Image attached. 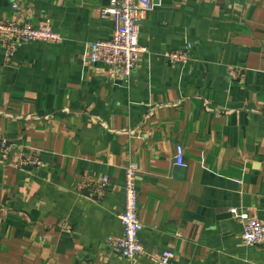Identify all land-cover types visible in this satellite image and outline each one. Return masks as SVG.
<instances>
[{"label":"crops","instance_id":"obj_1","mask_svg":"<svg viewBox=\"0 0 264 264\" xmlns=\"http://www.w3.org/2000/svg\"><path fill=\"white\" fill-rule=\"evenodd\" d=\"M152 3L147 51L125 82L90 59L112 36L101 17L110 0H0V22L49 18L62 36L9 53L0 35V134L15 145L0 159V264H154L107 245L122 232L130 162L147 252L264 264V244L242 239L246 217L264 219V0ZM188 44L186 63L168 59ZM177 145L187 167L175 164ZM21 152L42 164L14 167ZM103 177V193L79 189Z\"/></svg>","mask_w":264,"mask_h":264},{"label":"built area","instance_id":"obj_2","mask_svg":"<svg viewBox=\"0 0 264 264\" xmlns=\"http://www.w3.org/2000/svg\"><path fill=\"white\" fill-rule=\"evenodd\" d=\"M17 3L13 7L17 8ZM152 0H110L108 6L101 10V17L113 22L112 36L108 40L96 41L91 45L90 59L94 64H101L118 69L125 82H129L137 68L142 54L147 48L140 44L141 23L152 8ZM0 35L5 49L14 53L23 43L35 41L60 42L62 36L57 33L49 18L42 20L39 25L30 22H14L4 20L0 22ZM192 44L182 50L170 51L167 57L174 63H186L190 58ZM237 69L231 67L230 73L236 74ZM15 145L8 137L0 134V159L9 163V158ZM16 168L24 166L38 167L41 158L34 153H19L11 163ZM175 164L187 167L184 149L177 145ZM109 183L108 177H103L99 183L93 184L91 179L79 183L81 190H96L103 193ZM125 208L119 215L122 225L120 234L109 235L107 245L111 251L127 259L138 257L147 258L154 264H173L175 253L169 250L160 253L147 252L141 242V232L144 225L139 215L138 165L130 162L125 166ZM242 239L245 245L254 246L264 244V219L260 217H246L243 222ZM139 264H144L139 263Z\"/></svg>","mask_w":264,"mask_h":264},{"label":"water","instance_id":"obj_3","mask_svg":"<svg viewBox=\"0 0 264 264\" xmlns=\"http://www.w3.org/2000/svg\"><path fill=\"white\" fill-rule=\"evenodd\" d=\"M109 2V0H107ZM27 169H30L31 167H26Z\"/></svg>","mask_w":264,"mask_h":264}]
</instances>
